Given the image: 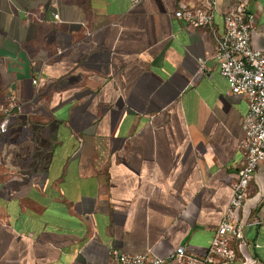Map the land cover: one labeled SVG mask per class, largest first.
Returning a JSON list of instances; mask_svg holds the SVG:
<instances>
[{"label":"crops","instance_id":"obj_1","mask_svg":"<svg viewBox=\"0 0 264 264\" xmlns=\"http://www.w3.org/2000/svg\"><path fill=\"white\" fill-rule=\"evenodd\" d=\"M234 1L218 0L219 34ZM246 3L264 51V0ZM176 8L0 0V106L20 107L0 136V264H107L111 245L166 257L211 244L250 97L230 91L213 35ZM240 220L255 224L229 264H264V162Z\"/></svg>","mask_w":264,"mask_h":264},{"label":"built area","instance_id":"obj_2","mask_svg":"<svg viewBox=\"0 0 264 264\" xmlns=\"http://www.w3.org/2000/svg\"><path fill=\"white\" fill-rule=\"evenodd\" d=\"M131 1L135 6L142 0ZM176 1L174 15L178 20L189 28H204L213 35L215 57L230 91L250 97L244 119L245 138L239 148L242 165L233 177L229 205L204 252L194 254L188 245H182L166 257L152 251L133 255L111 245L107 264H229L238 258L236 244L243 237V227L255 224L254 221L243 224L240 211L255 174L264 162V51L251 43L252 32L257 28L256 15L248 8L246 0H235L224 12L225 29L219 34L215 27L218 0ZM54 17L58 19L59 15ZM19 109L13 99L0 106V136L8 132L11 117Z\"/></svg>","mask_w":264,"mask_h":264}]
</instances>
